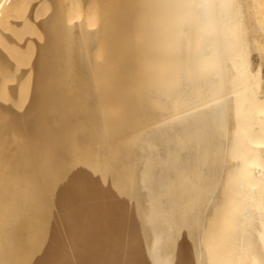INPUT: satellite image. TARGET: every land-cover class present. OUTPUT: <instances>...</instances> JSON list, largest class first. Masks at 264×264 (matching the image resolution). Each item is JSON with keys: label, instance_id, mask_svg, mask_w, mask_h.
Wrapping results in <instances>:
<instances>
[{"label": "bare ground", "instance_id": "bare-ground-1", "mask_svg": "<svg viewBox=\"0 0 264 264\" xmlns=\"http://www.w3.org/2000/svg\"><path fill=\"white\" fill-rule=\"evenodd\" d=\"M47 1L0 105V264H264L253 0Z\"/></svg>", "mask_w": 264, "mask_h": 264}, {"label": "rangeland", "instance_id": "rangeland-1", "mask_svg": "<svg viewBox=\"0 0 264 264\" xmlns=\"http://www.w3.org/2000/svg\"><path fill=\"white\" fill-rule=\"evenodd\" d=\"M242 1L245 2V0H242ZM246 1H248V0H246ZM254 1H258L256 3L257 5H255ZM261 1L262 0H253L254 3L253 2L250 3L252 7H250V4H248V5L244 4L245 5V10H248V13L250 14L249 15L246 12V14H247L246 15V23H247V25H249L248 29H249V35H251L250 38H253V40L251 39L252 41H254V40L257 41L258 40L257 42H258V44L260 46L259 50L261 51V52L257 51V53L259 54V56H258V55H256L257 54L256 53V49H255V51L252 49V51L254 53L251 52V60H252V64L254 63L253 64L254 67L258 66V64H259L258 62H260L259 61L260 58H261V62L260 63H262V61H264V56H262V54H264V27H262V26H264V24H262V23H264V12H262V10H264V9H262V8H264V3H261ZM23 2H24L25 5L20 6V7H16V8H14V10L7 12V14H5V17L0 20V23L7 24L9 21H14V20L23 21L24 18L27 17V15H29V14L32 16L31 20H28L27 22L25 21V23L22 26L16 28L14 31H11V32L10 31H4L3 33H1V31H0V35H1L0 36V50H2L7 55V57H8L7 60H9L8 62L6 60L5 61L6 63L4 62L5 63L4 64L5 65L4 69H6L7 72H8V73L4 72L5 73V77H10L11 75L17 74L16 75L17 77L16 76L13 77V78H16L15 79V84H12L14 82V80L11 83L12 86L14 87V89H15L13 92H10V94H8L9 91L5 88L6 91H7V93H5L6 91H3L5 89H2V87H0V92H1L0 94H2L3 98L6 99V100H3L2 96L0 95L1 96L0 97L1 98L0 105L2 104L1 105L2 107H9L8 104H11L13 101L18 99L16 97V96H18V93H19V99L22 100L21 101V100L18 99V101H21L22 106L24 104L27 105V103H28L27 100H29V99H26V97L30 98L31 93H32V88H27V87H31V85L30 86L27 85V83H29V84L31 83V82H29L31 80L27 79L26 77L29 76L28 75V69L31 66V64L33 63V60H34V57H35V43L41 41V39H40L41 38V34H40L39 30H38V26L37 25L39 24V22L41 20L46 18L52 12L51 3L49 1H47V0H23ZM69 2L72 4L75 1L74 0H69ZM249 2H250V0H249ZM35 3H37V5L31 12V5H33ZM253 5H254V8H253ZM257 7H258L259 11L256 10ZM251 8H253V9H251ZM249 9H251L252 11L249 10ZM260 9H262V10L260 11ZM253 10H255V11H253ZM252 12H254L255 15ZM257 15H259L261 17L258 16V18H256ZM254 16H256L255 19L253 18ZM252 19H253V21H252ZM254 21H255V24L253 23ZM257 21H258V23H257ZM249 22L252 24V26L249 24ZM256 24L259 25V26L261 25L259 27V29H262V31L258 29V26ZM253 26H254V28H253ZM250 27L253 28V29H255V28L256 29L255 30H251ZM256 32H257V34H256ZM259 34H261V35H259ZM254 43H255V41H254ZM254 43H253V46H252L253 48H255L254 47ZM253 59H254V61H253ZM31 61H32V63H31ZM255 62H257V63H255ZM7 64H8V66L6 67ZM259 66H260L261 71L264 70V64H260ZM6 70H4V71H6ZM7 74H9V75L7 76ZM18 74H21V75L18 76ZM25 74H26V76H25ZM262 74H264V72H262ZM22 79L25 80L26 84L24 83L25 84L24 86L19 87L18 83H22V81H19V80H22ZM26 79L29 80V81L27 82ZM8 85H10V82L8 83ZM17 86L19 88H21V89H18V91H16L17 90ZM22 88H24V89H22ZM26 89H28L27 92L25 91ZM19 91H21V92H19ZM2 92H4V93H2ZM15 93H16V96H15ZM23 93H24V95L26 93L25 99H23V96H24ZM4 94H5V96L8 95L9 98H6L8 96L5 97ZM21 96H22V98H21ZM11 97H13V98H11ZM10 99L11 100L13 99L12 102H11ZM4 101H5V104L7 106L4 104ZM8 101H10V103L7 104L6 102H8ZM26 101H27V103H26ZM21 103H19V104H21ZM13 105H14V102H13ZM16 105H17V101H16ZM16 105L14 107H12V109H11L14 112L18 111L17 110L18 106H16ZM1 106H0V108H1ZM22 106H21V109L23 110L25 108V106H23V108H22ZM13 108L15 110H17V111L13 110ZM21 109H19V112H21ZM6 116H8V117L6 118ZM1 118L5 122L9 121V119H10L9 115H5V116H3ZM0 124H1V121H0Z\"/></svg>", "mask_w": 264, "mask_h": 264}]
</instances>
